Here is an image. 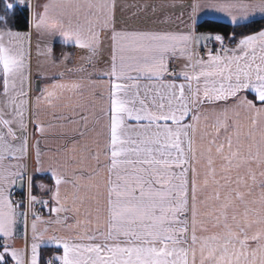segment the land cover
<instances>
[{
  "label": "snow or ice",
  "instance_id": "6c2138e0",
  "mask_svg": "<svg viewBox=\"0 0 264 264\" xmlns=\"http://www.w3.org/2000/svg\"><path fill=\"white\" fill-rule=\"evenodd\" d=\"M205 10L232 31L199 32ZM257 17L264 0H0V264L42 245L47 264H264Z\"/></svg>",
  "mask_w": 264,
  "mask_h": 264
},
{
  "label": "crops",
  "instance_id": "0c3cea01",
  "mask_svg": "<svg viewBox=\"0 0 264 264\" xmlns=\"http://www.w3.org/2000/svg\"><path fill=\"white\" fill-rule=\"evenodd\" d=\"M122 2L123 3H126V4H134V3L159 4L161 2H168V0H122ZM177 2L179 3L180 0H177ZM187 2H190V0H187ZM132 11H134V9H125L124 18L125 19H128L129 16H130V13ZM179 11H180L179 8H176V9H163V10L158 9L155 13H152L151 11H148L146 13H141L137 18L130 20V22L131 23H134V24H139V25H151L153 21H156V20H158L161 17V13L162 12H166V13H179ZM219 15L220 14L214 13L211 10H205V12H202L200 14V16L198 17L197 23H199L201 20L207 19V18L216 19V17L219 16ZM256 19H260V18L257 17ZM219 20L225 21V22H228L229 23V21L227 20V18L219 19ZM199 32H202V33H212V32H208V31H199ZM35 39H36V37L34 36L33 37V43L34 44H35ZM54 48H55V53H56L57 56H59L62 52H65V51H72V52H74L76 58H78L79 56L85 54V53L81 52L80 50L71 48L70 46H67L66 47V46L62 45L59 42V40H57L54 43ZM104 55L105 56L107 55V50L106 49H105ZM42 59L43 58L36 57L35 56V51H33V75H34V77L36 75L38 63ZM35 63L37 64L36 67H35ZM48 70L49 71H55L56 69H52L49 66L48 67ZM37 182L38 183L42 182V183L50 184L51 183V180H50V178L47 175H44V176H38L37 177ZM15 190H17V189H15ZM44 198H47V197H44ZM42 214H45L46 215L47 214V210L45 209L42 212ZM16 243H17V246H23L22 239L21 240H17ZM56 254H57V252H56V249L55 248L49 247V246H46V245H42V247H41V264H42V261L43 260H44V264H45V261H46V258L47 257H51V256H54Z\"/></svg>",
  "mask_w": 264,
  "mask_h": 264
},
{
  "label": "trees",
  "instance_id": "16d2710c",
  "mask_svg": "<svg viewBox=\"0 0 264 264\" xmlns=\"http://www.w3.org/2000/svg\"><path fill=\"white\" fill-rule=\"evenodd\" d=\"M28 18L27 11H22L18 17L16 18L18 23L16 24V27L20 30H27L26 27V19ZM264 27V19H256V22L249 25L247 29H244V31H252V30H258L259 28ZM198 31H208L212 33L216 32H231L232 26L230 23L217 20V19H203L198 23ZM42 264H44V260L42 261Z\"/></svg>",
  "mask_w": 264,
  "mask_h": 264
},
{
  "label": "built area",
  "instance_id": "2783aa9c",
  "mask_svg": "<svg viewBox=\"0 0 264 264\" xmlns=\"http://www.w3.org/2000/svg\"><path fill=\"white\" fill-rule=\"evenodd\" d=\"M17 193V197L16 198H19V195H20V193H18V192H16ZM40 206L39 205H37V208H39Z\"/></svg>",
  "mask_w": 264,
  "mask_h": 264
},
{
  "label": "rangeland",
  "instance_id": "374dc122",
  "mask_svg": "<svg viewBox=\"0 0 264 264\" xmlns=\"http://www.w3.org/2000/svg\"><path fill=\"white\" fill-rule=\"evenodd\" d=\"M39 64V63H38ZM37 66V64L35 63V67Z\"/></svg>",
  "mask_w": 264,
  "mask_h": 264
},
{
  "label": "water",
  "instance_id": "95a60500",
  "mask_svg": "<svg viewBox=\"0 0 264 264\" xmlns=\"http://www.w3.org/2000/svg\"><path fill=\"white\" fill-rule=\"evenodd\" d=\"M22 189H18V191H21Z\"/></svg>",
  "mask_w": 264,
  "mask_h": 264
}]
</instances>
